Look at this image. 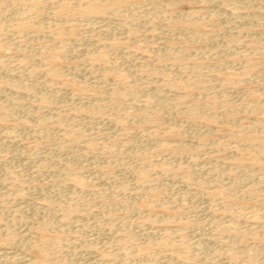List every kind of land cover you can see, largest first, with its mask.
Masks as SVG:
<instances>
[{
	"label": "rangeland",
	"instance_id": "374dc122",
	"mask_svg": "<svg viewBox=\"0 0 264 264\" xmlns=\"http://www.w3.org/2000/svg\"><path fill=\"white\" fill-rule=\"evenodd\" d=\"M61 1L0 0V264H264V0Z\"/></svg>",
	"mask_w": 264,
	"mask_h": 264
},
{
	"label": "bare ground",
	"instance_id": "6f19581e",
	"mask_svg": "<svg viewBox=\"0 0 264 264\" xmlns=\"http://www.w3.org/2000/svg\"><path fill=\"white\" fill-rule=\"evenodd\" d=\"M10 1H17V0H10ZM22 1V0H21ZM34 1V0H32ZM89 1V0H87ZM6 3L8 1H5ZM25 2V0H24ZM60 2V1H59ZM99 2V1H98ZM110 2V1H109ZM89 3V2H88ZM93 3V2H92ZM35 5L38 4V1H35L34 3ZM121 4V3H120ZM73 5V4H72ZM107 5V4H106ZM79 6V5H78ZM80 7V6H79ZM81 8V7H80ZM108 8H110V6H101V5H97V4H88L87 7H85L84 9L80 10V13L81 14H84V15H90V14H94V13H97V12H103L104 14V11L107 12L108 11ZM41 9V8H40ZM60 10L61 12L63 13H66V14H69L72 12L73 10V7L71 6V4L65 0V1H61L60 3ZM2 11V10H1ZM78 13V11H77ZM108 13V12H107ZM80 14V15H81ZM79 15V14H78ZM41 16V15H40ZM1 23V22H0ZM33 25V24H32ZM104 56V55H103ZM58 59V58H57ZM10 82V81H9ZM97 108V107H96ZM94 109V108H93ZM231 111V110H230ZM254 154V153H253ZM256 157V156H255ZM34 245V244H33ZM16 255V254H15ZM17 258V257H16ZM7 259V258H6ZM19 259V258H18ZM15 260V259H14ZM43 261V260H42ZM39 260V263L38 264H43V262ZM30 262L33 263V261L31 260ZM29 263V262H27Z\"/></svg>",
	"mask_w": 264,
	"mask_h": 264
}]
</instances>
